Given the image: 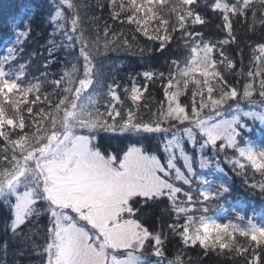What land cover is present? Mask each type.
I'll return each instance as SVG.
<instances>
[{"label": "snow or ice", "instance_id": "obj_1", "mask_svg": "<svg viewBox=\"0 0 264 264\" xmlns=\"http://www.w3.org/2000/svg\"><path fill=\"white\" fill-rule=\"evenodd\" d=\"M48 2L51 10L45 22L52 25L48 53L50 57L61 50L67 53L70 59L63 70L28 79V65H17L24 40L32 34V9L9 22L15 40L0 58V204L7 209L0 215L5 217L6 230L25 241L41 257V264H153L148 256L157 258L155 264H164V233L145 227L138 214L142 204L167 201L175 215L169 232L178 234L184 245L235 251L245 258V264H264V225L249 220L247 227H241L197 217L199 197L209 200L213 193L203 190L195 199L193 195L197 180L209 183L196 168L197 164L200 169L212 166L208 152L222 156L223 163L240 175L246 176L245 170L251 169L264 177V147L244 143L245 131L253 129L242 119L264 124V42L253 49L251 70L241 68L238 73L245 77L243 82H230L221 70L233 72L237 67L227 48L238 41L234 26L241 17L247 19L254 0H203V4L201 0L172 4L168 0H122L120 12H127L123 22L135 24L149 41L158 42L161 51L179 32L189 53L183 66L173 62L175 72L169 71L166 81L163 72L148 69L142 73L145 83L125 88L124 97L135 105L126 112L121 85L105 81L99 57L118 43L131 45L107 25L103 44L99 34L88 35L81 9L90 5L82 0ZM112 4L115 7L116 0ZM165 5L168 15L162 12ZM120 12L113 11V18L119 19ZM209 13L220 19L225 39L206 42L196 30L207 23ZM251 15L250 29L254 30L256 13ZM259 23L264 30V16ZM21 25L23 30H19ZM54 62L49 60L45 67ZM49 75L55 78L49 80ZM158 81H165L164 100L145 119L139 115V102L149 92L148 84ZM45 82L53 93L44 95V106L35 108ZM90 87L92 93L85 97ZM242 101L259 104L261 110L244 111ZM228 113H232L230 118ZM111 134L135 140L121 153H110L105 139ZM150 138L157 139L156 151L143 144ZM215 167L224 171L220 159ZM251 187L264 192V179ZM228 191L221 185L216 195ZM42 216L47 223L40 226L42 243H37L32 237L38 230L30 229L27 235L25 230L33 222L39 224ZM238 237L245 238V243ZM3 250L6 255L7 242ZM17 254H25L24 246ZM167 264L183 261L177 255Z\"/></svg>", "mask_w": 264, "mask_h": 264}, {"label": "trees", "instance_id": "obj_2", "mask_svg": "<svg viewBox=\"0 0 264 264\" xmlns=\"http://www.w3.org/2000/svg\"><path fill=\"white\" fill-rule=\"evenodd\" d=\"M83 3L90 5V7L81 9V16L84 17V28L86 33L90 36L99 34L101 37V43L103 44V35L105 25L109 29H112L117 33L120 40H127L128 45L118 43L116 47L110 50L106 55H101L99 59L105 67L109 58H114L117 62L116 65L106 70V76L104 79L107 83H111L115 80L118 84L125 85L130 79L142 80L145 83V78L142 73L145 70L152 69L155 71L163 72L165 74V81L170 70H168L165 59L173 57V55L181 54L183 47H185V40L181 38L180 33L175 34V38L170 42L169 46L161 51L156 45L158 42L149 41L142 35L141 32L136 30L135 24H128L123 22L126 18L127 12H120L119 4L122 2H116V6L113 7L112 0H82ZM124 2H126L124 0ZM203 4V0H201ZM257 1L254 2L255 7L250 9L247 19L241 17L235 24V34L238 37L236 43L231 44L227 48V53H230V57L234 59L237 64L236 69L233 72L225 71L226 78L230 82L241 81L243 82L245 77L239 75L241 68L244 72L251 70L254 51L258 43L264 42L261 39L264 30L259 23V19L264 16V10L259 8ZM25 9L35 10V19L32 23V34L29 38H26L23 43L24 54L31 51L32 44L35 40L41 42L40 52L43 51L42 64L44 62V68L46 72L50 74L60 73L65 65L66 60L70 59L67 53L63 50L55 53V56L50 57L48 53V41L50 40V34L52 33V25L45 22V17L51 10V5L48 1L37 0H0V55L6 54L8 47L12 46L15 40V33L9 31V22L13 17H17L24 14ZM113 11L120 12V18L114 19L112 16ZM252 12L256 13L257 23L255 29H250L253 17ZM168 15L167 13H163ZM95 17V19H93ZM207 23L204 26H197L196 30L203 33L204 38L207 41H219L226 38V33L223 31L220 19L216 14L209 13L206 17ZM154 26V25H153ZM19 30H23V25L20 26ZM111 33H109V39H111ZM217 35V36H216ZM59 39V37H57ZM5 53H2V52ZM187 51V50H186ZM23 55V54H22ZM36 57V54H35ZM49 60H54L50 66L45 67V64ZM242 61V63H241ZM36 66L31 70L35 69ZM29 70V72L31 71ZM50 80L55 78L49 75ZM260 77L256 78L255 86H259ZM165 81H158L156 83H149V92L144 94V98L139 102L141 104L140 111H148L149 113H156L158 103L163 101V91ZM133 85V84H132ZM187 101V97L184 98ZM255 99L258 101L260 98L256 96ZM53 101L55 100L52 99ZM158 102V103H157ZM42 103V100L37 102L38 107ZM247 101L241 102V107L245 106ZM251 106V105H250ZM259 106V104L253 107ZM244 109V108H242ZM261 110V109H260ZM142 112V113H143ZM229 114V113H228ZM27 119V116H26ZM3 145L0 144V147ZM226 171L232 178V190L240 194L235 196L238 199L237 202L248 204L249 210L248 215H257L261 213L264 215V192H261L259 188H252L251 185L255 184L258 180L264 179L260 177L258 173H253L252 170L246 169L247 175H240L238 172L233 171L230 166L221 162ZM229 201L225 199L218 201L217 204L212 207L208 212L203 214L204 217L209 218L217 215L219 209ZM0 212H7V209L0 204ZM140 219L149 226L163 231L166 237L165 243V260L175 261L177 255L180 256L183 264H245V258L238 255L235 251L225 252L218 249H205L202 246H190L184 245L178 234H172L169 232L168 226L175 222V215L167 201L160 203H149L143 205V213ZM264 221V216L259 219L258 224ZM183 223V220L180 221ZM47 218L40 217L39 224L33 222L29 226V229L25 230L27 235L30 229H37L38 235L32 237L37 243H42L40 239L43 236L42 225H46ZM162 226L161 229L159 226ZM238 241L243 244L245 238L238 237ZM7 242L8 250L7 254L3 250V246ZM22 246L25 248V254L20 256L17 254L18 249ZM250 259V257H249ZM153 261L152 259H149ZM155 261H153V264ZM0 264H41V257L34 254L31 247L25 244V241L14 237L10 230H6L5 217L0 215Z\"/></svg>", "mask_w": 264, "mask_h": 264}, {"label": "rangeland", "instance_id": "obj_3", "mask_svg": "<svg viewBox=\"0 0 264 264\" xmlns=\"http://www.w3.org/2000/svg\"><path fill=\"white\" fill-rule=\"evenodd\" d=\"M37 1L40 2V1H48V0H37ZM121 1L122 0H116V2H121ZM255 1L258 2L257 3L258 7L262 8L264 10V4H261L260 0H254V2ZM175 2H176V0H168L169 4H172ZM162 12L163 13L168 12L167 5L162 7ZM204 40L207 42V38H204ZM40 45H41V42L39 40H35V43H33L32 47L30 48L31 51L28 52L27 54H24L25 52L22 50V52L20 53V59L17 61V65H19L20 63H24L25 65H28V72H29V70H31V67L34 68L36 66L35 69H33L29 72V75L27 77L28 79H31L32 77H40L41 73L46 72V70L44 68V62L42 64V60H44V59H42V55H41L44 52L43 51L40 52ZM2 53H5V52L3 51ZM7 54L8 53L6 50L5 55H7ZM35 54H36V57H35ZM227 54L230 56V53H227ZM5 55L4 54L0 55V58H2ZM188 55H189L188 49L186 47H183V51L181 52L180 55H178V53H177L176 55H173V57H169L168 60L165 59L168 70H170L174 73L175 69L173 66V62L179 61V62H181V66H183V61L185 60V58ZM252 56L254 58V55H252ZM29 61H31L30 64H29ZM116 64H117V62L114 58H109L105 67L107 69H109ZM106 70L102 69L104 76H106V74H107ZM197 78H199V77H197ZM48 79L50 80V77H48ZM133 83H136L137 86H139V84H143L144 82L142 80L130 79L120 89L121 98L124 100L123 111H125V112L128 110L129 107H132L133 109H135V105L130 100V98H126L123 95V90L125 88H130ZM94 86H95V84H94ZM192 89H193V86L189 85V90L191 91ZM41 93H42V95H41L42 103L39 105V107L44 106V95H49V94L53 93V89L51 88V86L47 82H45L41 88ZM91 93H92V88L90 87L89 89L85 90L83 95L85 97H87ZM54 98H55L54 95L50 96L51 100ZM163 100H164V98H163ZM103 104H105V105L107 104V98L104 99ZM253 106L254 105L250 106V104H246L245 106H242V108H244L243 109L244 111H260L261 107H259V106L253 107ZM36 107H38V104H36ZM104 110H105L104 106H101L100 111L103 112ZM142 112L143 111L139 110V115L144 117L145 119H147L150 113L148 111H144L143 113ZM231 115H232V113L228 114L229 118ZM242 119L245 120L247 122L248 126L253 129V131L250 133L245 131L244 143H247L248 141H250L257 148L264 147V124H262L259 120H252L248 117H242ZM134 140H135V137H133L132 139H128L123 134H111V135L106 137L105 146L107 147L108 152H110V153H121L125 149L126 145H129ZM143 144L145 147L150 146L152 151H156L157 139L150 138L149 140L143 141ZM185 147H186V150H188L189 154H192V149L189 148L187 143L185 144ZM207 154L213 160L212 166L209 168L200 169L198 164H197L196 168H197V172L202 174L203 177H205L209 181V183L208 184H202L199 182V180H197L196 183L193 184V189H194L193 195H194V199H195L199 195L200 191L209 190L213 193V196L209 200H204L202 197H199L200 203L198 205H196V208L198 210L196 211L195 215L197 217L203 216V214L205 213V211H203L204 208H206L207 209L206 212H208L212 207H214L217 204L218 201H223L225 199H229V201L224 205V208L222 209L221 216L219 218L214 219L216 222H218V223H229V222H231L234 224H238L241 227H247L249 220L258 224L259 219L262 218L264 215H262L261 213H259V214L257 213V215L252 214V216L248 215L249 210L247 208L249 207V205L245 204V203H241V201L237 202L238 199L234 197V195L239 196L240 194H238L237 192H233V190H232V187H233L232 186V178H231L230 174L226 171V169L223 166H222L224 168L223 172L216 169L215 161L217 159H220L222 162L223 161L222 156L216 157L211 152H208ZM229 154L230 155L233 154L232 150H229ZM177 163H178V166H181L183 168V162L182 161L178 160ZM221 185H224L225 187L229 188V191L223 192L222 194L217 196L216 193L220 191ZM184 187H185V190H187V186H184ZM233 204H235L236 207H234ZM142 213H143V204H142V212L139 213L138 215L140 217H142ZM241 217H243V219H241ZM209 219L213 220L211 218H209ZM141 222L144 223L145 227L149 228V226L146 225V223L143 222L142 219H141ZM159 227L161 229L162 226L160 225ZM156 231H161V230L156 229ZM147 258L152 259L153 261H155L157 259L156 257H153V256H148Z\"/></svg>", "mask_w": 264, "mask_h": 264}]
</instances>
